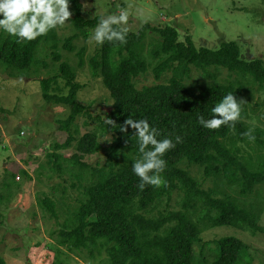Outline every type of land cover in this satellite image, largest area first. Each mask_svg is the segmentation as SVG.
Returning a JSON list of instances; mask_svg holds the SVG:
<instances>
[{
	"label": "trees",
	"instance_id": "1",
	"mask_svg": "<svg viewBox=\"0 0 264 264\" xmlns=\"http://www.w3.org/2000/svg\"><path fill=\"white\" fill-rule=\"evenodd\" d=\"M69 3L70 23L86 36L101 18H85L80 0H69ZM148 31L159 37L150 51L156 62L152 68L155 78L159 79L167 70L173 75L166 83L138 89L133 80L148 68L143 56V41ZM74 37L76 35L63 41L64 50H72L70 42ZM44 38L17 42L15 37L1 30L0 63L12 71L29 70ZM126 39L125 44L106 41L97 45L88 60L91 74L100 78L112 100L108 119H112L115 126H109L105 121L97 123L101 130L112 136L105 167H92L83 161L85 156L100 150L97 134L88 131L79 135L72 129L75 118L94 121L88 116L86 107L76 100L81 85L76 81L72 67L61 59L60 54L51 51V59L58 62L57 72L38 81L45 103L60 105L69 111L65 119L57 121L58 130L67 136L62 144L53 146V152L71 149L72 153L69 157L50 153L48 163L55 170H60V160L78 168V182L86 178L84 173L89 174L87 183L80 186L81 198L77 199L76 207L61 223L56 222V248L65 254L85 253L88 264H193V245L201 243L203 228L230 226L252 236L264 234L257 212L238 206L229 196L217 197L215 192L203 190L182 166L186 163L203 167L207 175L222 177L228 184L238 185L239 195L249 194L255 185L264 183V132L254 127V142L242 135L251 127L245 121L244 106L241 119L235 125V134L228 126L211 131L198 122L201 115L205 119L211 118L212 108L226 94L232 93L238 100L242 99V94L248 91L247 81L264 86L262 60L241 58L235 42L221 43L217 49L196 47L189 36L179 40L177 30L171 26L156 28L143 24L136 31H129ZM50 42L51 49H55L56 38ZM83 54V48L76 54L79 68L83 66ZM188 66L201 72L211 67L221 68L237 79L193 90L183 83ZM129 116L137 120L147 119L159 131L157 139L170 138L175 143V136L182 137L183 143L176 144L162 157L166 161L161 173L167 181L166 187L146 185L143 191L138 189L140 179L132 171L133 163L141 155L138 137L131 128L127 132L120 131ZM250 144L257 148L249 147L251 152L245 156L244 148ZM22 173L26 174L23 170ZM175 192L182 193V209L151 215L157 203L162 199L170 200ZM197 204L201 207L200 225L188 214ZM39 206L58 220L55 205L48 197L39 199ZM213 245V260H201L195 264H240L247 259L249 246L241 239L224 236L214 240ZM0 264H5L1 258Z\"/></svg>",
	"mask_w": 264,
	"mask_h": 264
},
{
	"label": "rangeland",
	"instance_id": "2",
	"mask_svg": "<svg viewBox=\"0 0 264 264\" xmlns=\"http://www.w3.org/2000/svg\"><path fill=\"white\" fill-rule=\"evenodd\" d=\"M85 18L118 14L120 8H129V28L136 31L143 24L152 27H174L179 40L189 36L196 47L217 49L221 43L235 42L240 56L245 60L259 58L264 64V0H80ZM131 6V7H129ZM1 32V30H0ZM93 30L85 36L76 31L70 21L63 28L51 30L36 49L29 70L12 71L0 63V258L5 264H88L85 253L65 254L56 248L54 234L57 223L76 207L81 198V185L76 177L78 168H72L62 160L60 170L48 163L47 155L54 153L69 157L71 149L53 152V146L62 144L66 133L58 130L57 121L63 120L69 111L60 105L47 104L41 97L39 80L56 74L58 62L50 52L60 54L76 73L81 85L76 100L87 109L90 119L75 118L72 129L81 135L93 131L98 136L100 150L83 161L92 167H105L107 153L112 141L111 134L101 130L97 124L108 119L112 111V100L93 76L88 60L93 56L97 44L90 42ZM76 35L70 42L71 51L62 48L63 41ZM53 37L56 48L51 49ZM159 40L156 33L146 32L143 41V56L148 63L146 72L133 80L136 88L166 83L173 75L171 70L155 78L152 68L156 62L150 51ZM84 49L83 66H77V53ZM183 83L193 90L211 84H227L237 79L221 68H209L201 72L188 66ZM178 76H181L179 73ZM212 76V77H211ZM248 91L242 94L247 117L245 121L264 132V86L247 81ZM62 86V85H61ZM243 146L241 149L243 150ZM252 147L244 148L248 156ZM264 151V149H263ZM255 156V154H253ZM254 164L257 161L254 160ZM200 184L203 190L215 192L217 197L229 196L238 206L257 212L259 226L264 229V183L255 185L246 195L240 194L238 185L228 184L224 178L207 175L203 167L182 165ZM22 170L26 174L22 173ZM48 197L55 205L56 221L48 211L39 206V199ZM182 193H173L170 200L162 199L151 215L167 210L182 209ZM193 221L201 218V207L197 204L188 212ZM199 224V223H198ZM200 225V224H199ZM204 227V226H200ZM232 236L249 246L246 264H264V234L250 235L230 226L203 228L201 243L193 245V260L211 262L214 258V240ZM201 244H204L201 247ZM207 244V245H205ZM249 256V259H248ZM206 258V259H205Z\"/></svg>",
	"mask_w": 264,
	"mask_h": 264
},
{
	"label": "clouds",
	"instance_id": "3",
	"mask_svg": "<svg viewBox=\"0 0 264 264\" xmlns=\"http://www.w3.org/2000/svg\"><path fill=\"white\" fill-rule=\"evenodd\" d=\"M131 7V6H129ZM0 30L13 36L17 42H32L46 36L51 30L63 28L72 17L69 0H0ZM129 8H120L118 14H106L90 35V42L103 45L107 42L125 44L129 28ZM244 100H238L232 93L226 94L212 108V116L205 119L203 115L198 122L206 129L217 131L228 126L235 134V125L241 119ZM106 124L115 126L112 119H105ZM128 128L134 130L138 137V151L141 154L132 165V171L140 179L138 189L143 191L146 185L156 188L166 187L167 181L162 177L166 161L162 157L176 144L183 143L181 136L173 139H157L159 131L150 125L147 119H133L130 116L120 126L121 132ZM254 129H248L242 135L249 142L255 141ZM151 146V147H150Z\"/></svg>",
	"mask_w": 264,
	"mask_h": 264
}]
</instances>
